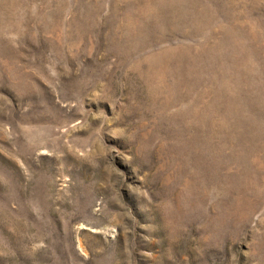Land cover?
<instances>
[{"label": "rangeland", "instance_id": "1", "mask_svg": "<svg viewBox=\"0 0 264 264\" xmlns=\"http://www.w3.org/2000/svg\"><path fill=\"white\" fill-rule=\"evenodd\" d=\"M0 264H264V0H0Z\"/></svg>", "mask_w": 264, "mask_h": 264}]
</instances>
